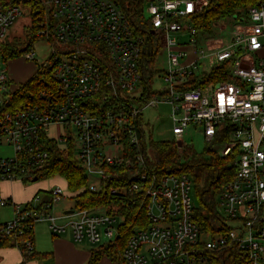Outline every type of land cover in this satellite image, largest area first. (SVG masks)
<instances>
[{"label": "built area", "instance_id": "1", "mask_svg": "<svg viewBox=\"0 0 264 264\" xmlns=\"http://www.w3.org/2000/svg\"><path fill=\"white\" fill-rule=\"evenodd\" d=\"M209 1H145L150 32L158 40V51L167 57L165 86L158 89H152L154 76L146 86L145 39L135 32L119 0L0 1V37L20 13L18 4L34 3L44 12L36 35L51 47L47 60L37 65L49 75H42L37 88L23 99H14L13 93L25 81L14 82L0 71V146L13 152L0 156V183L37 180L51 157L44 139L59 149L60 142L73 144L89 191L107 189L112 196L130 197L143 210L117 264H218L221 253L230 250L251 264H264V0L232 14L237 22L229 39L215 41V62L225 68L196 75L197 48L183 47L177 34L193 41L199 29L191 18ZM187 51L193 53L190 62H185ZM24 54L33 59L32 51ZM211 72L214 76L202 85L180 88L188 78L210 77ZM159 103L170 105L176 144H183L181 135L192 126L200 128L206 144H221L219 155L236 151L234 176L219 193L227 229L213 237L193 221L191 179L159 174L148 164L151 133L142 110ZM50 127L66 133L50 136ZM110 169L124 171L123 177L116 175L117 186H106ZM48 193L49 200L37 195L17 203L0 191V206H12L11 220L0 223V238L12 236L23 256L35 252L31 230L36 222H48L53 235L69 227L76 242L103 245L121 235L123 216L103 205L73 207L62 215L66 222L59 223L50 210L65 190L55 184Z\"/></svg>", "mask_w": 264, "mask_h": 264}, {"label": "trees", "instance_id": "2", "mask_svg": "<svg viewBox=\"0 0 264 264\" xmlns=\"http://www.w3.org/2000/svg\"><path fill=\"white\" fill-rule=\"evenodd\" d=\"M5 3V0H0ZM146 0H119L121 7L128 15L135 32L145 39L147 59L144 63L146 86L149 88L152 83L154 57L158 51V40L155 39L150 32L148 22L144 16V4ZM256 0H211L191 19L194 26L208 32L211 25L216 20L235 13H244L247 8L253 5ZM31 6V26L28 31L32 33V39L39 38L36 33L41 27V18L44 16L43 9L34 3ZM31 41L29 42V44ZM28 49H18L16 44L9 43L5 40L0 41V57L3 60L18 57L20 53ZM225 64L214 67L216 71L225 68ZM48 76L49 71L41 69L37 66L36 73L28 78L20 87L16 88L13 97L16 100L23 99L27 95V91L37 88L38 79L42 76ZM214 73H210V77L188 78L180 87L181 89H191L202 85ZM20 91V92H19ZM151 93V92H150ZM143 123L140 116L139 125ZM44 143L50 150V162L42 169L40 177H49L58 175L66 181L68 191L71 198L74 199L75 208H92L103 205L109 207V212L116 211L120 213L124 220L119 225L121 235L113 242L100 245L97 250L90 252L87 264H97L102 256V252L106 253L111 260L117 263L121 262V252L125 244L126 238L138 226L136 224L138 216L143 212L137 202L132 203L130 197L112 196L107 189L98 192H92L87 189L86 177L78 165L75 156V148L73 144H67L65 150L59 149L55 142L44 139ZM149 148L148 164L159 174L173 173L176 175L185 174L190 177L195 184L196 194L199 200V206L193 207L192 218L198 225L200 231L209 237L224 232L227 227L223 224V217L217 210L216 196L220 193L223 186L228 183L234 176L236 169V151L231 152L227 156H221L209 147H205L203 152H197L189 144H176L173 140L154 141L151 135L147 137ZM111 177L107 181L106 186L119 185V174L123 177V169L111 170ZM37 196V195H35ZM34 196V197H35ZM115 207L116 210H113ZM143 219V218H142ZM31 232H33L31 230ZM14 239L12 236H2L0 238V248L12 247ZM44 254L36 251L30 256L22 255V264L26 261L39 260ZM218 264H251V262L237 250L226 251L221 253L217 258Z\"/></svg>", "mask_w": 264, "mask_h": 264}, {"label": "rangeland", "instance_id": "3", "mask_svg": "<svg viewBox=\"0 0 264 264\" xmlns=\"http://www.w3.org/2000/svg\"><path fill=\"white\" fill-rule=\"evenodd\" d=\"M18 9L20 13L16 14L11 24L7 27L5 34L0 37V41L5 40L9 43L16 44L20 50L27 46V50L33 52V59L27 58L24 52L20 53L18 57L8 60H3L0 57V71L4 70L7 73V76L17 83L24 82L34 75L37 70V65L47 60L51 51L50 42L42 38H36L33 40L32 33L27 30L32 23L31 6L28 3L21 2L18 4ZM145 18H147V15H145ZM182 22L185 23L187 20H182ZM236 22L237 20L233 16H225L213 22L208 32L199 30L197 35L192 36L193 41L190 40L191 36L184 35L179 37V34H177L178 43L183 45V47L189 48V46L192 45V47L195 46L193 49L197 48L199 60L198 64L193 67L196 75L203 71H208L210 68L219 66L215 62V50L212 47L216 44L215 41L217 40L227 41L229 39L230 32ZM220 27H222L223 30H220ZM154 37L156 39L155 35ZM30 41L31 43L29 44ZM190 41H192V43H189ZM187 52L189 53V56H192L193 53L190 54L189 51ZM155 57L157 58L154 64L156 71H154L153 74L152 89H158L165 86V82L163 80V69L167 68V57L165 51H158ZM181 60L182 59H180V61ZM229 70L230 68H227V71ZM137 92L138 90L135 89L132 93L135 94ZM169 114L170 105L167 103H159L156 106H149L142 110L143 121L151 133L154 141L174 139V135L171 131L172 122ZM65 133L66 130L61 127H50L48 131V134L54 137H57L58 134ZM181 137L184 144L191 145L199 153L203 152L205 147H209L211 150L218 153V150L222 147L221 144H206L201 135L200 128L193 129L192 126L186 128ZM59 144L61 150H65L68 143L60 142ZM11 155H13V152L9 147L0 146V156L4 157ZM55 184L63 187L65 195L60 201L53 203L50 213L57 216L59 223L64 224L66 222V218L62 217V215L65 214L67 210L73 209L74 199L70 196L66 181L60 176L54 175L42 178L38 176V179L35 181L24 182L22 187L18 181H13L12 184L2 182L0 183V190L4 194H11L14 202L25 200L30 197L29 195L31 193L37 191H39L38 197L40 199L49 200L50 194L48 193V190ZM189 195L192 207H198L199 200L196 194L195 184L192 179ZM219 198V194H217V210L221 213L222 208L219 203ZM100 211L103 210L101 209ZM11 218L12 206H0V223L7 222L11 220ZM227 224L232 226L235 225V222L227 221ZM33 239L38 253H51L47 259H44V257L39 259L41 260L38 262L39 264H87L90 257L89 253L92 250H97L100 246L99 243L93 244L86 240L81 242L74 241L69 227H67L63 232L52 235L50 229L48 228V222L34 223ZM80 251H85V253L89 254L88 257L84 259ZM79 255L81 256L80 259ZM29 262L31 261H28L27 263ZM0 264H22V254L20 250L15 246L1 248ZM97 264H117V262L111 260L106 253L102 252V256Z\"/></svg>", "mask_w": 264, "mask_h": 264}, {"label": "crops", "instance_id": "4", "mask_svg": "<svg viewBox=\"0 0 264 264\" xmlns=\"http://www.w3.org/2000/svg\"><path fill=\"white\" fill-rule=\"evenodd\" d=\"M190 52V51H189ZM193 59V56H188L187 59H185V62H190L191 60ZM3 182H7L8 184H12V182H8V181H3ZM19 182V181H18ZM2 183V182H1ZM20 186L22 187V184L21 182H19ZM1 191V190H0ZM39 191L37 192H34V193H31L29 196V198L25 199V200H22V201H16L17 203H23V202H27L29 201L31 198H33L35 195H38L39 196ZM3 194V196L5 197H10L12 198L11 194H4L3 192H1ZM34 194V195H33ZM27 200V201H26ZM53 235V234H52ZM54 238V237H53ZM34 247H35V251L37 250L36 249V245H35V242H34ZM1 249V248H0ZM37 252V251H36ZM38 253V252H37ZM80 253L82 254V257L85 259L86 257H88V255L90 254H87L85 253V251H80ZM41 254H44V259H47L51 253L50 252H44V253H41ZM81 258V256L79 255V259ZM41 261V260H32L31 262L27 263V264H39L38 262Z\"/></svg>", "mask_w": 264, "mask_h": 264}, {"label": "water", "instance_id": "5", "mask_svg": "<svg viewBox=\"0 0 264 264\" xmlns=\"http://www.w3.org/2000/svg\"><path fill=\"white\" fill-rule=\"evenodd\" d=\"M34 181H35V179H34ZM70 212H71V210H67V211H66V213H70Z\"/></svg>", "mask_w": 264, "mask_h": 264}]
</instances>
